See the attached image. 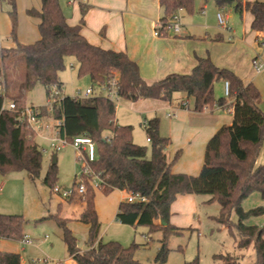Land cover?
<instances>
[{"label":"trees","instance_id":"trees-1","mask_svg":"<svg viewBox=\"0 0 264 264\" xmlns=\"http://www.w3.org/2000/svg\"><path fill=\"white\" fill-rule=\"evenodd\" d=\"M221 7L231 5L241 14L251 16L249 29H264V1L213 0ZM12 5L14 0H10ZM40 8L27 9V13L39 19V38L32 43L17 42L15 22L11 23L10 37L14 47H2L0 72L6 84V96L14 101L13 110H0V174L23 170L34 180L41 169L42 150L36 142V133L26 122L19 120L26 105V93L40 82L45 88L57 83L58 73L65 67L64 59L72 55L77 63V76H88L91 84L105 82L117 77V93L121 98L136 101L139 98L171 101L175 93H184L186 106L193 111L204 108L214 111L225 107L226 97H216L213 84L227 80L232 98V121L222 125L206 143L203 164L196 175L172 172L171 165L179 157L177 150L168 159L166 147L169 138L159 132L157 117L144 123L148 147L132 140V126L116 121V106L113 101L100 95L72 97L63 95L59 103L48 113L44 107L41 114L62 118L61 131L67 138L86 134L95 143L96 158L90 163L91 171L82 174L85 190L78 195L82 210L77 220L88 225L85 249H80L75 236L66 226L65 218L54 216L62 231V240L68 255L77 264H144L133 256L137 244L123 246L117 241L102 242L99 238L100 224L94 203V187L91 179L97 176L98 187L138 191L146 197L145 202L119 201L115 217L129 225H146L150 231L160 230L162 238L155 256L156 264H166L170 235H178L182 229L169 222V208L178 194H208L210 201L220 205L219 213L212 219L222 224L230 235L237 233L242 248H252L255 260L247 264H264V226L247 224L249 217L259 216L264 206L259 204L247 209L242 201L252 192L264 199V161L256 164L264 134V111L259 107L261 93L252 83H243L233 71L216 66L208 56H197L196 63L188 73H169L164 77L146 82L140 75L137 64L124 51L104 49L88 42L80 33L83 14L87 6L80 3L81 17L77 24H68L58 0H40ZM162 15L159 18L160 32L166 33L169 17L182 8L187 13L194 9V0H158ZM215 39H221L216 36ZM12 60L24 65L22 79L14 94L7 92V64ZM181 100V102L183 101ZM2 97H0V105ZM180 102V103H181ZM108 132L109 135H104ZM57 179L56 163L51 162L42 182L48 187ZM79 182L74 180L72 187ZM67 198L68 201L72 200ZM234 212L236 219L231 218ZM160 220L164 224H160ZM158 221V222H157ZM24 218L21 214L0 213V238L20 240L24 233ZM222 264H240L233 256L220 257ZM0 264H20V255L12 251H0ZM184 264H200L195 255Z\"/></svg>","mask_w":264,"mask_h":264},{"label":"crops","instance_id":"crops-1","mask_svg":"<svg viewBox=\"0 0 264 264\" xmlns=\"http://www.w3.org/2000/svg\"><path fill=\"white\" fill-rule=\"evenodd\" d=\"M80 3L87 6L80 27V33L84 38L91 44L104 49L124 51L137 64L141 77L148 83L169 73L190 72L196 63L197 56H208L216 66L227 68L237 76L239 75L243 83L253 80L260 87L261 80L264 81V67L256 71L251 66L253 72L261 75L262 78L256 76L250 81L242 79L247 77L253 58L264 63V29L261 31L249 29L251 16L247 11L241 14L236 13L241 25L237 33V26L227 25L228 29H224L218 25L217 18L215 22L208 21L206 14L209 12L211 14L215 10L217 14L222 6L218 7L213 0H194V9L191 14L182 8L175 12L180 23L178 32L167 29L166 33L155 34L156 22L162 15L158 0H60L59 4L68 24L73 25L79 22ZM39 8L40 6L35 9ZM230 14L227 12L225 15L226 23ZM33 17L36 18L37 28L39 19ZM216 36H220L221 39H215ZM236 37L240 39L238 42H236ZM38 38L39 33L33 40ZM16 39L19 42L17 36ZM34 41H25L21 44ZM236 43L243 45L249 52V56H252L250 64L247 59L245 60L249 66L243 73L236 63V51L234 50ZM15 45L13 41V44L0 46V48ZM59 81L61 82L60 79ZM216 82L219 93L223 90V80ZM61 86H63L62 82ZM183 99H185L184 93H175L171 101L152 98H139L136 101L125 100L129 102L130 109L149 114V118L158 112L164 115L165 121H159V132L169 138V144L166 147L168 159L180 150L179 157L171 165V171L196 175L203 164L207 141L219 127L231 123L232 111L225 110V107L215 108L214 111L206 108L202 111H193L190 108L181 107L180 102ZM173 100H176L175 104ZM187 100L190 104L191 100ZM116 121L118 122L117 118ZM263 161L264 158L261 162H258L257 158L256 164ZM119 191L124 195L125 191ZM210 198L208 194H178L170 204L169 222L181 228H205L207 238L214 247L210 253L211 264H222L220 257L223 255L233 256L240 264L253 262L255 260L254 249L240 247L238 244L240 236L237 233L235 236L230 235L222 224L212 219L213 216L218 215L220 205L216 201H210ZM75 200L80 201L78 198L67 201ZM259 204L264 206V199H261L258 192H252L241 203L244 209ZM81 210L76 215L62 216L67 219V227L71 221H78L77 217ZM231 218L236 219L234 212ZM245 223L264 226V212L259 216L249 217ZM86 226L88 230V225ZM42 239L46 240V237ZM12 242L14 241L0 238V251L17 252L18 249L12 246ZM27 245H35V243L32 240V243ZM68 261L66 264H77L70 256ZM20 264H22L21 255Z\"/></svg>","mask_w":264,"mask_h":264},{"label":"rangeland","instance_id":"rangeland-1","mask_svg":"<svg viewBox=\"0 0 264 264\" xmlns=\"http://www.w3.org/2000/svg\"><path fill=\"white\" fill-rule=\"evenodd\" d=\"M60 2V0H58ZM40 0H0V46L13 44L10 37L11 23L15 22V32L19 43L25 41H34L38 35L36 28V18L27 13V9L38 8ZM224 16L230 12L226 25L236 27L237 33L240 30V19L231 5L225 4L218 9ZM216 10L208 15L209 22L216 21ZM191 14V13H190ZM200 14V13H199ZM202 14V13H201ZM238 35V34H237ZM240 40L236 37V42ZM1 49V48H0ZM236 63L241 67L243 73L248 69V63H251V57L247 49L240 43H236ZM1 58V51H0ZM248 60L246 63L245 60ZM65 67L58 73L62 82V95L72 96L74 91L79 94L87 88L91 81L88 76H77V63L72 55L65 56ZM250 65V71L243 81H250L252 77H261L255 74ZM24 65L21 62L12 60L7 64V92L12 95L17 90V85L22 79ZM239 76V75H238ZM240 77V76H239ZM253 82V80H252ZM254 83V82H253ZM261 86L258 87L261 93L259 107L264 111V81L261 80ZM213 93L216 97L224 96L223 90L218 93V84H213ZM46 88L37 82L32 89L28 90L25 97L26 103L33 105H42L45 102ZM176 103V100H173ZM149 114L139 113L129 108V102L119 98L116 102L115 117L120 124H129L132 126V140L140 145L148 147L150 151V142L146 140L144 123L149 119ZM148 116V117H147ZM152 117H157L160 122L165 121V117L158 112ZM151 117V118H152ZM36 133V132H35ZM104 135H109L104 132ZM46 132L41 131L36 135V142L42 150L41 169L39 176L32 180L26 171H10L6 174H0V213L21 214L25 220L23 230L24 234L30 236L35 245H24L20 240H13L12 246L22 257V264H57L58 261L63 264L68 263L69 255L62 240V231L58 226L54 216L76 215L82 207L78 200L68 202L66 198L51 191V188L43 184L42 178L48 169L53 155L56 156L57 179L53 186L70 189L76 175L80 171L82 162L77 158L76 150L69 144L61 149L53 151L50 148V142L45 137ZM264 134L262 136L261 148L258 155V162L264 158ZM94 187V203L97 212V219L100 224L98 238L102 241H117L123 246H129L134 243L138 246L133 252L136 260L144 264H156L155 256L160 246L162 232L160 230L150 231L146 225H129L118 221L115 217L119 201L125 198L126 193L122 195L121 191L110 186ZM79 199L78 195L72 197V200ZM61 203L60 205H58ZM246 205V203H245ZM63 218V217H62ZM67 219H65V222ZM158 222V221H157ZM76 238L80 249H85L87 238V226L80 221H71L68 226ZM197 227V226H196ZM201 229H182L178 235H170L167 239L168 254L166 264H184L185 261L198 256L200 264H211L210 253L214 249L207 238V231ZM46 240L42 238L45 237Z\"/></svg>","mask_w":264,"mask_h":264},{"label":"built area","instance_id":"built-area-1","mask_svg":"<svg viewBox=\"0 0 264 264\" xmlns=\"http://www.w3.org/2000/svg\"><path fill=\"white\" fill-rule=\"evenodd\" d=\"M218 25L221 28L228 29L226 25V17L218 12L216 14ZM159 21L156 22L155 34H160L158 30ZM167 29L173 32H178L180 29V23L177 18L176 13H173L168 19ZM252 66L256 71H260L264 67V63L257 58L252 59ZM93 94H100L111 101L116 102L120 98L117 93V77L113 76L105 82L90 85L79 94L78 90L74 91L72 97H87ZM223 94L227 99V104L225 105V110L232 111V98L229 96V83L227 80L223 81ZM45 102L42 105H33L26 103L25 107L21 110L19 120L26 121L31 128L36 132V135L41 131L46 132V138L50 142V148L53 151L61 149L64 145H71L77 154V158L82 162L80 165V171L76 175L77 181L79 182L74 187L70 189L61 188L59 186H52L51 191L61 195L64 198H69L72 195H80L84 192L85 187L82 182V174H88L90 169V163L96 158L95 143L86 134L76 135L73 138H67L64 132L61 131L63 120L62 118H52L41 114V108L44 107L45 110L50 113L52 109L59 103L62 98V86L57 83H52L46 86ZM0 97H2V102L0 105V110H13L15 108V103L13 100L6 96V84L2 73L0 72ZM181 106L187 105V100H183L180 103ZM148 140V139H147ZM99 179L94 176L91 179V183L95 186L98 185ZM2 184L0 183V188ZM127 202H145L146 197L138 191H128L124 198ZM46 237V236H45ZM21 243L24 245L31 244L32 239L28 235H23L20 239ZM46 264V263H45ZM57 264H63V262L58 261Z\"/></svg>","mask_w":264,"mask_h":264},{"label":"water","instance_id":"water-1","mask_svg":"<svg viewBox=\"0 0 264 264\" xmlns=\"http://www.w3.org/2000/svg\"><path fill=\"white\" fill-rule=\"evenodd\" d=\"M52 162L53 163L56 162V156L55 155L52 156ZM159 222H160V224H164V221L163 220H160Z\"/></svg>","mask_w":264,"mask_h":264}]
</instances>
